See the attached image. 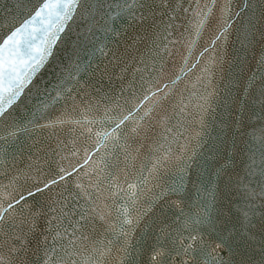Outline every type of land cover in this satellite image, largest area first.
I'll use <instances>...</instances> for the list:
<instances>
[{"label": "snow or ice", "instance_id": "1", "mask_svg": "<svg viewBox=\"0 0 264 264\" xmlns=\"http://www.w3.org/2000/svg\"><path fill=\"white\" fill-rule=\"evenodd\" d=\"M0 264H264V0H0Z\"/></svg>", "mask_w": 264, "mask_h": 264}]
</instances>
